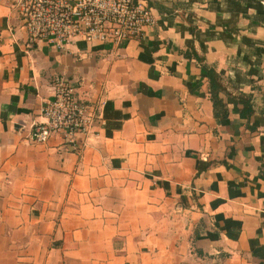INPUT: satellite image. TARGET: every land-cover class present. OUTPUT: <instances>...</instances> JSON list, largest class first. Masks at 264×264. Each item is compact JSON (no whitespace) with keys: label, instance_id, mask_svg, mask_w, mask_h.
<instances>
[{"label":"crops","instance_id":"1","mask_svg":"<svg viewBox=\"0 0 264 264\" xmlns=\"http://www.w3.org/2000/svg\"><path fill=\"white\" fill-rule=\"evenodd\" d=\"M146 1L139 38L58 46L0 0V264H264V0ZM62 76L80 145L30 136Z\"/></svg>","mask_w":264,"mask_h":264},{"label":"built area","instance_id":"2","mask_svg":"<svg viewBox=\"0 0 264 264\" xmlns=\"http://www.w3.org/2000/svg\"><path fill=\"white\" fill-rule=\"evenodd\" d=\"M19 10L29 41L48 39L64 46L75 38L122 44L143 35L156 20L155 8L146 0H10ZM77 82L58 77L52 95L43 101L41 120L32 124L30 136L44 142L52 137L72 145L93 134L98 116L84 102ZM81 139V140H80Z\"/></svg>","mask_w":264,"mask_h":264},{"label":"trees","instance_id":"3","mask_svg":"<svg viewBox=\"0 0 264 264\" xmlns=\"http://www.w3.org/2000/svg\"><path fill=\"white\" fill-rule=\"evenodd\" d=\"M185 54L188 56L194 54L195 57L201 62L205 60V57L201 54H198V52L194 49L193 51H189V50L185 51ZM207 76L209 77L210 97L213 101L215 113L218 114L220 112L222 115H227L228 114L227 104L220 95V92L226 89L225 86L222 84L221 74L214 67L211 66L207 70ZM237 98L240 102L243 103L241 115L243 117H249L253 112V103H252L251 95L241 90H238Z\"/></svg>","mask_w":264,"mask_h":264}]
</instances>
